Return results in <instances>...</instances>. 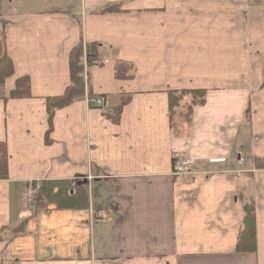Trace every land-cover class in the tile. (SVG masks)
I'll return each mask as SVG.
<instances>
[{
    "label": "crops",
    "instance_id": "1",
    "mask_svg": "<svg viewBox=\"0 0 264 264\" xmlns=\"http://www.w3.org/2000/svg\"><path fill=\"white\" fill-rule=\"evenodd\" d=\"M0 40L13 68L0 84V264H264V0H0ZM81 44L103 57L82 59L84 97L49 126ZM117 60L131 79H115ZM24 78L29 96L10 99ZM196 90L203 106L173 131L169 93ZM175 152L196 161L190 175L172 176ZM57 182L86 204L27 195ZM246 185L256 251L241 254Z\"/></svg>",
    "mask_w": 264,
    "mask_h": 264
},
{
    "label": "trees",
    "instance_id": "2",
    "mask_svg": "<svg viewBox=\"0 0 264 264\" xmlns=\"http://www.w3.org/2000/svg\"><path fill=\"white\" fill-rule=\"evenodd\" d=\"M117 7L108 8L107 11H115ZM84 52V55H83ZM103 57L102 48L97 44H88L83 46L82 44L72 50L69 57V69H70V85L60 97L53 98L47 101V114L48 123L51 125V118L55 110L61 109L73 101L84 97V84H83V62L89 69L91 66L99 64ZM13 73V68L10 60L5 53V47L0 40V84L10 77ZM134 67L130 63L116 61L114 63V77L117 80H129L133 77ZM29 96V84L26 78L20 79L16 82L14 90L10 93V99H22ZM188 99L184 107L180 108V100ZM127 99L121 100L118 107H115L112 111V115H107L109 119L116 122L119 119L120 111L122 107L127 103ZM205 101V91H181L169 93V117L170 127L174 131V127L177 130L183 127L181 124L190 125L191 117L194 109L203 106ZM102 108V107H101ZM247 112H245V117ZM176 119H181V123L176 124ZM50 128V127H49ZM186 135V134H185ZM183 134V136H185ZM259 168L263 169V165H259ZM7 180V153L6 146L0 143V181ZM66 184L64 182L49 183V185ZM58 186V185H57ZM43 189V185L41 187ZM54 189V188H53ZM46 199L51 204H54L57 208L62 209H74L82 207L87 202V194L83 188L77 189V194L68 196L62 191L57 189V192H51V188L47 190ZM240 200V197H239ZM236 253L250 254L256 251V239H255V217L253 200L250 197L248 202L242 206V220L241 230L239 232L236 246Z\"/></svg>",
    "mask_w": 264,
    "mask_h": 264
},
{
    "label": "rangeland",
    "instance_id": "3",
    "mask_svg": "<svg viewBox=\"0 0 264 264\" xmlns=\"http://www.w3.org/2000/svg\"><path fill=\"white\" fill-rule=\"evenodd\" d=\"M82 81H83V83L85 84V86L87 88L88 83H89V81L87 79V74L83 73ZM187 101H188V99H181L180 100V108L184 107V104H186ZM246 116L249 118L248 111H247V115ZM247 117H245V119H247ZM180 121H181V119H178V120L176 119L175 123L179 124V123H181ZM176 126L174 127L175 131L177 130ZM207 171L211 172L213 170L212 169H208ZM38 186H39V189H38V191L36 193V196L38 197V200L40 198H43V200H44L45 196L47 197V193H45V191L48 192L47 190H49L50 188H51V192H53V190H54V193H55V192H57V189H58V190L62 191L63 193L67 194L68 196L77 194V189H78L76 187L73 189V186H70L69 184H56V185H52V186L49 185L48 187L44 188V190L41 188L42 187L41 185H38ZM31 187L33 188V187H35V185H32ZM250 196H251L250 188H249L248 185H246V189L243 191V193L240 196V201H241V205L242 206L248 202V199L250 198Z\"/></svg>",
    "mask_w": 264,
    "mask_h": 264
},
{
    "label": "built area",
    "instance_id": "4",
    "mask_svg": "<svg viewBox=\"0 0 264 264\" xmlns=\"http://www.w3.org/2000/svg\"><path fill=\"white\" fill-rule=\"evenodd\" d=\"M93 104L98 108L102 107L103 106L102 99L94 100ZM195 166H196L195 160L187 158L179 152H175L172 155V176L184 177V176L190 175L192 170L195 168ZM38 189H39V186L35 185V187L29 189L27 195L29 197H34ZM100 213L101 212H97L95 215L100 217Z\"/></svg>",
    "mask_w": 264,
    "mask_h": 264
}]
</instances>
